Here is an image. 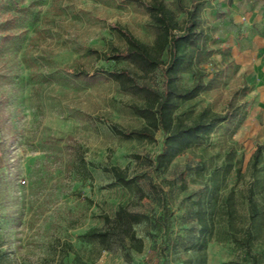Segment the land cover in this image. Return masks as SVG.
Masks as SVG:
<instances>
[{"label":"rangeland","instance_id":"1","mask_svg":"<svg viewBox=\"0 0 264 264\" xmlns=\"http://www.w3.org/2000/svg\"><path fill=\"white\" fill-rule=\"evenodd\" d=\"M172 1L168 6L184 19ZM213 1L182 0L186 9L201 6L203 35L193 72L181 83L190 87L193 74L204 73L208 87L176 115L190 122L203 108L223 113L231 106L239 116L160 167L161 131L149 142L112 129L144 126L129 108L143 105L141 97L109 80L66 74L126 69L137 85L160 92V69L142 75L126 61L98 56L125 48L113 25L151 44L148 15L131 0H0V238L17 264H60L58 241L71 244L83 264H264V130L252 113L251 93L253 64L263 51L249 49L245 29H233ZM257 145L262 155L253 168ZM77 151L93 165L92 180L79 179L71 166ZM104 167L124 170L135 186L113 184ZM249 188L258 210L253 220ZM118 206L145 215L135 226L143 251L128 258L119 247L98 253L78 239ZM198 209L213 226L204 249ZM73 258L70 253L61 264H75Z\"/></svg>","mask_w":264,"mask_h":264},{"label":"trees","instance_id":"2","mask_svg":"<svg viewBox=\"0 0 264 264\" xmlns=\"http://www.w3.org/2000/svg\"><path fill=\"white\" fill-rule=\"evenodd\" d=\"M137 7L142 9L149 17L148 27L154 35L153 42L146 44L134 37L126 28L113 25L110 29L115 32L124 42L125 48L113 47L109 55H98L104 61H126L132 64L142 75L161 70L163 79L160 92L144 86L137 85L131 73L126 69L100 70L94 75L84 71L66 72L69 76L82 80L104 79L114 82L119 89L128 94L141 97L143 105L131 104V112L144 121L140 129L122 132L116 127L113 131L126 139L154 141L157 131L164 135L163 148L156 156V162L160 167H167L177 156L188 149L206 142L209 136L224 124H229L238 118V108L229 107L223 113H217L210 108L200 110L190 122H185L176 115L180 105L197 98L208 87L203 81L204 73H194V81L190 87H184L181 78L184 74L193 72L199 52V44L202 40L203 31L199 18L200 5L194 3L186 9L182 0L172 1L176 10L185 14V18L178 19V12L168 6L166 0H131ZM92 54L97 51L89 50ZM164 56L166 59H164ZM238 124L236 125V127ZM262 145H257L252 155V167L256 168L262 155ZM71 166L74 168L79 179L92 180V174L87 163L79 151L75 153ZM104 172L111 174L113 184L125 188L135 186L136 179L128 177L124 170L117 167L102 168ZM250 219L257 214V205L253 199L251 188L248 189L247 197ZM199 224V247L204 249L211 238L212 224L207 220V215L202 209L195 212ZM101 227L89 229L78 236L81 243H89L101 251H111L114 247L125 250V257L130 252L141 253L143 241L137 236L135 226L145 220V215L130 211L127 207L118 206L113 216L101 213ZM251 239L250 231L246 232L243 246L248 247ZM235 242H241L236 240ZM4 240L0 238V264H17L9 250L4 248ZM55 253L62 260L70 253L74 255L75 264H83V260L77 250L68 243L57 242ZM252 264H256L253 259Z\"/></svg>","mask_w":264,"mask_h":264},{"label":"crops","instance_id":"3","mask_svg":"<svg viewBox=\"0 0 264 264\" xmlns=\"http://www.w3.org/2000/svg\"><path fill=\"white\" fill-rule=\"evenodd\" d=\"M170 1V0H166ZM217 9L225 13V19L231 22L232 28L245 29L244 35L251 42L248 48L252 51L261 50L263 53L253 64V107L252 113L259 120L258 129L264 130V0H214Z\"/></svg>","mask_w":264,"mask_h":264}]
</instances>
